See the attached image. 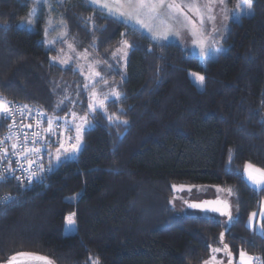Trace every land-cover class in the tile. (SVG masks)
Segmentation results:
<instances>
[{
	"label": "trees",
	"instance_id": "trees-1",
	"mask_svg": "<svg viewBox=\"0 0 264 264\" xmlns=\"http://www.w3.org/2000/svg\"><path fill=\"white\" fill-rule=\"evenodd\" d=\"M30 3L0 0V98L35 105L52 118L75 108L92 126L77 157L61 161L40 183L0 186V196L12 198L0 201V264L20 253L53 264L227 260L221 233L228 216L178 213L174 184L232 189L233 219L224 241L236 259L242 250L264 264V233L247 222L264 188L250 186L243 173L247 162L264 169V0H252L251 14L231 23L224 51L206 64L178 43L152 42L120 21L99 18L80 0L67 3L62 13L71 34L89 49L104 56L121 37L131 44L122 97L96 111L86 101H71L78 86L82 98L86 93L83 77L51 62L42 19L36 30L17 25ZM82 11L102 24L90 30ZM191 71L205 78L203 90ZM60 82L64 92L56 88ZM6 127L0 117V135ZM78 193L75 202L67 199ZM69 213L76 229L68 235Z\"/></svg>",
	"mask_w": 264,
	"mask_h": 264
},
{
	"label": "rangeland",
	"instance_id": "rangeland-1",
	"mask_svg": "<svg viewBox=\"0 0 264 264\" xmlns=\"http://www.w3.org/2000/svg\"><path fill=\"white\" fill-rule=\"evenodd\" d=\"M32 3H30V7L28 9V12L25 16H23L21 19L18 20L17 25L19 27L27 28L30 30H36L37 24L39 22V19H42V30H43V38L42 42L47 48L53 49L52 53L53 56L51 58V62L58 64L62 67H73L74 70H77L81 77H83V91L85 94H83V98L80 95L79 86L77 87V90L71 95V101L75 104L78 101H86V104H88V108L90 111H92L93 108L95 109H104L107 103L114 99L117 100L120 97H122V83L126 78L125 73V67L127 63V58L129 51L131 49V44L128 42L125 37H121L120 41L116 45V48L107 55H101L97 54L92 49H89L87 46H85L83 41H81L79 38L75 37L73 34H71L72 29V23H69L65 15L62 13L63 10L66 9V4H70L72 1L76 0H41V3L39 5H35L33 3V0H31ZM83 5L86 7H90L96 11L97 16L100 18L101 16H105L108 19H114L117 21H120L125 24L126 27H130L132 29H135V31H138L139 34L146 35L150 41L155 43H168V42H174L178 43L181 46L184 47V49L187 51L189 56H195L197 57L202 64H206L209 60L215 59L218 57V55L224 51V39L230 29L231 23L235 21H240L242 17L247 16L251 14L252 7L249 9L245 4L244 0H227L226 6L225 5H215L213 9V14L216 17V26L221 29L220 34L213 33V37L215 39V44L212 45V49L209 51V54L207 56H204L201 54L200 47L198 44L193 43V38L189 35L187 29H183L180 27L179 24H174V31H180L179 36L175 35H169L167 40H157L153 38V35L147 31V29L143 28L139 24L135 23H129L123 18H117L116 16L110 15L107 10L101 11L99 10V5H93L89 3V0H80ZM101 3L104 2V0H100ZM109 3L112 2V0H108ZM176 3L181 4L182 6L187 3L195 2L197 4L201 3L202 0H175ZM237 4L241 5V11L237 12L235 11ZM68 5V6H70ZM73 5V4H72ZM33 8H36V11L33 13ZM67 10V9H66ZM94 11V12H95ZM87 12L82 11L80 18L82 20L83 25L86 24L88 21V26L90 27V30L97 28L100 24L99 22H95L96 19L93 17L92 14L86 15ZM102 14V15H100ZM227 15L229 19L227 21L224 20V16ZM235 17V19H233ZM198 24V18L192 17ZM31 20L32 24H28L27 21ZM61 21H63V25L61 24ZM104 24V23H103ZM51 25V26H50ZM66 25V27H65ZM82 25L83 28H85ZM225 25L226 30H225ZM205 26L207 29L210 30L211 25L205 21ZM125 27V28H126ZM45 28H48V34L47 37L45 36ZM66 32V36L64 37V41H60L57 38L62 34ZM126 33L125 30H123V35ZM46 40H57L55 44H53L51 47L45 42ZM124 41H127V44L129 47H124ZM69 45H72V48H69ZM215 49H219V51H216ZM126 53V55H125ZM66 61V63H60V61ZM95 73H99V76H96ZM190 77L192 81L196 84L199 90L204 89V81L201 83L198 79L199 76H203L199 72L191 71L189 72ZM101 77L103 80H101ZM106 81V83H105ZM85 85H88V87H85ZM60 92H64L66 90V84L60 82L59 85L56 87ZM63 90V91H62ZM93 93H95V97L93 96ZM113 93H119V96L113 95ZM85 95V97H84ZM6 103L9 100L3 99ZM61 102H65L64 99L60 100ZM100 101H103V107L100 105ZM63 104V103H61ZM7 104V103H6ZM75 109V108H74ZM72 109L71 113L65 116H62V123L60 124V141H63L67 146L75 143V136L76 132L73 128L74 125L80 126V137H81V143L79 145V151L83 146V133L85 130L89 129L92 124L88 120V123H83L79 119V117H84L85 115H82L80 112H77L76 110ZM73 114H75V119L73 117ZM54 120V117L52 118ZM67 120V128L73 129L71 131L66 130L64 121ZM71 135L73 137V140L69 141L67 140V136ZM59 147V144L53 145V150L51 151L53 154L56 151V148ZM79 151H77L75 154H67V158L65 155H61L60 160L57 162L55 159L52 160L53 167H56L61 163L63 160L68 159H74L77 157ZM250 162L245 163L244 165V178L246 182L257 189L264 188V186L260 185H254L247 176L246 172V165H248ZM252 164V163H250ZM254 165V164H252ZM256 168L263 169L257 165H254ZM173 187L175 189V197H174V206L178 213L180 214H195V215H202V216H211L213 211L205 210V209H199V208H191L190 205L193 203H203L204 201H223L226 202L228 205L231 204L232 201H234V196L227 191H218V190H225L221 187L210 185V184H196V185H185V184H174ZM80 196V193L74 194L72 196H69L67 199L69 201L75 202ZM233 203V202H232ZM217 213V212H216ZM255 213L256 216L252 217V214ZM264 198L261 199L259 203V209L252 212L248 219V225L255 231L259 233H264L262 231L261 226L262 220H264ZM69 218H72L73 223L69 224L68 220ZM76 226H75V215L74 213H69L66 216L65 220V233L66 234H73L75 232ZM221 254V251H218V254ZM245 253V252H244ZM247 254V253H246ZM247 256H250L247 254ZM247 256L245 259H247ZM252 257V256H251ZM216 260L223 262L225 261L224 258L219 256ZM236 264H241L240 260V253L236 259ZM253 264H260L258 260L253 261Z\"/></svg>",
	"mask_w": 264,
	"mask_h": 264
},
{
	"label": "snow or ice",
	"instance_id": "snow-or-ice-1",
	"mask_svg": "<svg viewBox=\"0 0 264 264\" xmlns=\"http://www.w3.org/2000/svg\"><path fill=\"white\" fill-rule=\"evenodd\" d=\"M33 3L35 5H39L41 3V0H33ZM90 4L93 5H99V10L104 11L107 10V12L110 15L116 16L117 18H123L129 23H135L141 25L143 28L147 29L148 32H150L153 35L154 39L157 40H167L169 35H175L179 36L180 31H174V24H179L181 28L187 29L189 35L193 38V43L198 44L200 47L201 54L204 56H207L209 54V51L212 49V45L215 44V39L213 37V33L220 34L221 29L216 26V17L213 14L214 6L219 5H225L227 3V0H202L201 3L197 4L195 2L184 4L183 6L181 4H178L175 2V0H112L111 3L108 2V0H104L103 3L100 2V0H89ZM244 4L251 9L252 7V0H244ZM33 13L36 11V8H33ZM235 11L239 12L241 11V5L237 4ZM198 18V24L192 17ZM229 17L227 15L224 16V20L227 21ZM235 19V17L233 18ZM205 21H207L211 28L210 30L206 28ZM28 24H32V21H27ZM61 24L63 25V21H61ZM51 26V25H50ZM66 27V25H65ZM225 25V30H226ZM48 34V28H45V36L47 37ZM66 36V32L62 33L57 39L60 41H64V37ZM50 47L57 42V40H46L45 41ZM124 47L127 48L129 45L127 44V41H124ZM69 48H72V45H69ZM216 51H219V49H215ZM126 55V53H125ZM60 63H66V61H60ZM96 76H99V73H95ZM199 81L202 83L204 81L203 76L198 77ZM101 80L103 78L101 77ZM106 83V81H105ZM85 87H88V85H85ZM95 93H93V96L95 97ZM113 95L119 96V93H113ZM63 103V102H61ZM101 107H103V101H100ZM92 111H96L95 108L92 109ZM23 115V113H21ZM0 117L2 118H11V112L8 108L7 104L4 102L2 98H0ZM73 117L75 119V114H73ZM83 123H88L86 116L79 117ZM112 118L109 117V120ZM53 120H48V129L47 131L49 133H54L53 129ZM66 130L71 131L73 129L67 128V120L64 121ZM124 123H127V121H124ZM28 127H31L29 125ZM59 127V126H57ZM76 136H75V143L69 145L66 147L65 143L63 141H58L59 147L56 148L55 153L53 154L50 150L47 152V155L49 156V165L52 164V160L55 159V161H59L61 155H65L67 158V154H75L77 151H79V145L81 143V137H80V126L74 125L73 126ZM7 139H12V136L7 137ZM43 139V137L40 136L39 133H33L31 137V144L33 147H25L24 145H27L29 143V138L25 136L24 138V145H20L18 143H13L11 145L13 151L12 155L20 156L24 158L28 163V168L24 169L28 172L27 179L29 182H31L34 178H38L36 173L32 171V165L33 163H36V161H33L31 159H28V154L32 153L36 156L37 161L41 159L40 152L41 149L39 147H36L39 143V140ZM67 140L71 141L73 140V137L71 135L67 136ZM2 143V141H0ZM50 142H45V148L49 147ZM20 149V151H16L17 149ZM8 149L4 148L0 150V160H4L8 157ZM11 160H8V168L6 171H13L11 168ZM21 168H23V165H19ZM38 170L42 174L45 169L43 163L38 164ZM246 172L248 179L254 184V185H260L264 186V169L256 168L252 164L246 165ZM16 179H19L18 177H15ZM7 179V177L0 175V180ZM175 187V186H173ZM218 191H227V193L231 194L232 189L227 190H218ZM11 197H5L4 200H10ZM217 203H223L224 207H216ZM191 208H199V209H205V210H211L213 212H220L222 215H226L229 218V222L232 221V213H231V205H228L226 202H220V201H204L203 203H193L190 205ZM264 215V214H262ZM256 214L253 213L252 217H255ZM69 224L73 223L72 218H69L68 220ZM262 231H264V225L261 226ZM213 252L219 251V249H213ZM33 254L30 253H20L18 256H32ZM18 256H13L10 258L8 264H16L18 260ZM247 256L246 253H244L242 250L240 251V260L241 264H253V261L257 260L256 257L247 256V259L245 257ZM34 259L38 261H47L46 257L42 256H35ZM213 260L215 257L212 258ZM47 264H51L50 261L47 262ZM205 264H208V262H205Z\"/></svg>",
	"mask_w": 264,
	"mask_h": 264
},
{
	"label": "built area",
	"instance_id": "built-area-1",
	"mask_svg": "<svg viewBox=\"0 0 264 264\" xmlns=\"http://www.w3.org/2000/svg\"><path fill=\"white\" fill-rule=\"evenodd\" d=\"M7 106L11 112V118L7 119L6 130L0 135V150L7 148L8 157L4 160H0V175L7 177V179L0 180V186L6 183H15L20 184L25 187H30L35 184L40 183L47 175L52 172L54 168L53 165H49V156L47 152L52 151L53 145L58 144L60 141V124L62 123V118H54L53 120V129L54 133H49L48 129V120L51 119L50 116H47L39 107L27 104L24 102L18 101H7ZM23 113V115L21 114ZM31 125V127H28ZM59 126V127H57ZM39 133L43 139L39 140V143L35 145L41 149L40 157L41 159L37 161V158L34 154L29 153L28 159L36 161L32 165V171L36 173L38 178H34L31 182L27 179L28 172L24 169L28 168L27 161L20 157L12 155L13 143H18L24 145V138L27 136L29 138V143L24 145L25 147H33L31 144V137L33 133ZM12 136V139H7V137ZM50 142L49 147L45 148V142ZM16 151H20L18 148ZM8 160H11V168L13 171H6L8 168ZM43 163L45 171L41 174L38 170V164ZM19 165H23L21 168ZM18 177L19 179H16ZM5 196H0V201H2Z\"/></svg>",
	"mask_w": 264,
	"mask_h": 264
},
{
	"label": "water",
	"instance_id": "water-1",
	"mask_svg": "<svg viewBox=\"0 0 264 264\" xmlns=\"http://www.w3.org/2000/svg\"><path fill=\"white\" fill-rule=\"evenodd\" d=\"M221 207H224V205ZM230 228H231V222H229V218H228V227L221 233L222 251L226 255L227 261L225 263H221V264H236V257L234 255V253L231 251L229 246L224 241L225 234L230 230ZM15 256H18V255H15ZM35 256H39V255L33 254L32 256H18V260H17L16 264H47V262L50 261L48 259H47V261H38V260L34 259ZM8 262H9V260L6 261L4 264H8ZM51 264H53V263L51 262Z\"/></svg>",
	"mask_w": 264,
	"mask_h": 264
},
{
	"label": "flooded vegetation",
	"instance_id": "flooded-vegetation-1",
	"mask_svg": "<svg viewBox=\"0 0 264 264\" xmlns=\"http://www.w3.org/2000/svg\"><path fill=\"white\" fill-rule=\"evenodd\" d=\"M226 261H227V260H225V261H223V262H220V264H221V263H225Z\"/></svg>",
	"mask_w": 264,
	"mask_h": 264
}]
</instances>
